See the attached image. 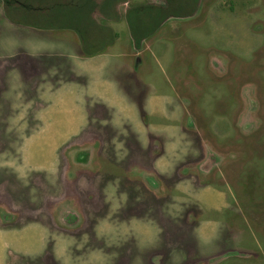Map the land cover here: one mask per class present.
<instances>
[{
    "label": "rangeland",
    "instance_id": "374dc122",
    "mask_svg": "<svg viewBox=\"0 0 264 264\" xmlns=\"http://www.w3.org/2000/svg\"><path fill=\"white\" fill-rule=\"evenodd\" d=\"M113 1L91 53L0 0V264H264V0Z\"/></svg>",
    "mask_w": 264,
    "mask_h": 264
},
{
    "label": "trees",
    "instance_id": "16d2710c",
    "mask_svg": "<svg viewBox=\"0 0 264 264\" xmlns=\"http://www.w3.org/2000/svg\"><path fill=\"white\" fill-rule=\"evenodd\" d=\"M98 1L99 0H80V4L74 3V4L68 5L67 13H65V17H64V19H66L67 22H65L64 25L54 24L50 26L59 28V29L63 28V29L78 30L79 28V32L81 34V40L83 44L91 45V47L88 49L89 50L88 52L96 53V52L103 51L105 49L106 44L108 43L107 41L111 40V38L116 35L115 33L113 34L110 33V35L107 36L106 33H103V32L98 33L99 31L98 28H100V26H98V24L95 22L96 20L93 18V13L94 11H96V8L98 7L97 6ZM102 1L106 2V0H101V2ZM197 1L198 0H188L186 4H189V6L191 4L190 7L192 8L190 10H187V8L183 9L181 7L182 1L180 0V16L192 13L193 10L195 9V4ZM117 3H119V1H116V0L113 1V8H116ZM107 4H109V1L107 2ZM168 7L162 8L155 3H149L145 5L143 8L141 6L140 7L137 6L133 8L134 9L133 11L129 9L125 14V18L127 20L128 27L130 29L132 37L136 39H140V38L149 36L150 34H153L155 31H157L163 24L164 20L172 12L171 5L169 9ZM6 9H7V14L11 16V12H9L10 9L8 7ZM48 14L54 17L55 16L61 17L62 16L61 7L53 8L51 10V13L49 10ZM101 14L103 15V13ZM26 24H30V25L35 24V25L45 26L44 24H41V23H26ZM89 27H90V30H88ZM96 39H98L99 41L98 42L92 41Z\"/></svg>",
    "mask_w": 264,
    "mask_h": 264
},
{
    "label": "flooded vegetation",
    "instance_id": "af4514ba",
    "mask_svg": "<svg viewBox=\"0 0 264 264\" xmlns=\"http://www.w3.org/2000/svg\"><path fill=\"white\" fill-rule=\"evenodd\" d=\"M2 1L4 4V9H6L8 7L10 9L9 12L14 13L13 14L14 16L12 14H11V16L7 14V18L9 20H12L15 24H18V23H41V24H44L47 29L51 27L50 25H54V24L55 25H59V24L64 25L65 22H67V20L64 19L65 13H67V6L70 4H74V3L80 4V0H2ZM149 3H155L162 8H167L168 6L170 7V5H171V11L172 12L168 15V17L164 20V22L170 17H180V0H157L154 2L153 1H143V2L132 3L126 9V12L129 9H131L133 11L134 10L133 8H135L137 6H139V7L141 6L143 8L145 5H147ZM117 5H118V3H117ZM117 5H116V7H117ZM59 7H61V14H62L61 17L60 16L54 17V16H51L48 14L49 10L51 13V10L53 8H59ZM169 7H168V9H169ZM126 12H125V14H126ZM6 13H7V9H6ZM32 13H34V14H32ZM103 17L107 18L109 20H112L110 16L109 17L103 16ZM119 17L120 16L118 15V12H117V18H115V19L118 20ZM54 28L55 27H51V29H54ZM57 29H59V28H57ZM61 29H63V28H61ZM128 29H129V27H128ZM67 30H70V29H67ZM74 31L76 33H78V35L81 39V34L79 32V28H78V30H74ZM129 34L132 36L130 29H129ZM115 35H117V34L115 33Z\"/></svg>",
    "mask_w": 264,
    "mask_h": 264
}]
</instances>
